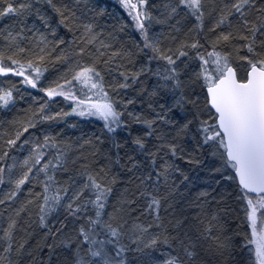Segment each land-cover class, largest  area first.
I'll use <instances>...</instances> for the list:
<instances>
[{
  "label": "snow or ice",
  "instance_id": "6c2138e0",
  "mask_svg": "<svg viewBox=\"0 0 264 264\" xmlns=\"http://www.w3.org/2000/svg\"><path fill=\"white\" fill-rule=\"evenodd\" d=\"M46 2L61 17V25L68 27L70 20L77 18L71 8H58L53 4V0ZM119 3L129 10L130 15L134 13L132 18L135 28L143 40L141 51L147 49L152 53L148 56V62L163 61L164 66L158 65L154 71L147 66H142L138 71H128L124 64L118 61L127 59L131 63V53L112 49L111 44L98 40L99 33L94 31L92 24L86 25L84 33L72 43L78 45L75 56L86 57L90 62L77 59L68 69L71 73L70 79L40 89L49 100L59 96L64 100L73 101L75 106L71 112L48 115L45 114L48 107V102L45 101L22 126V130L16 131L14 138L5 141L7 147L0 151V184L5 183V173H12L15 167V157L10 155L9 150L15 149L21 137L29 132V129L35 128L37 123L55 121L57 118L63 119L75 114L80 117H97L104 122V129L108 133H115L118 128L127 126L122 119L124 113L117 110V101L104 90V76L99 65L104 66L105 72H116L122 77L123 82H117L113 91L132 88L133 85L141 83L140 77L144 75L157 77V84L149 95L163 90L175 96L179 91L181 94L176 98V105L182 109L191 105L194 110L193 118L186 120L169 142L163 134L156 135L154 128L157 120L171 122L166 119L163 106L154 119L128 113L136 124H141L146 129L142 135L132 139L131 143L136 146L134 150H139L149 158L153 168L147 174H133V179L138 181L136 190L129 192L126 189L118 204L112 206V211H108L109 197L113 192L112 185L116 183V177L111 176L109 166L103 165L96 171L90 170V165L79 164L81 157L69 156L71 145L49 135H45L42 142H31L30 154L21 163L23 170L15 179L8 181L13 185V189L0 199V204L16 198L26 184H39L42 191L33 192L29 189V195L33 199L27 200L16 215L19 216L27 206L35 204L38 209L39 227L48 228L49 231L45 235L53 236L64 231L70 218L74 225V235L62 244L71 252V264H130L128 254L143 253L145 249L161 252L164 257L162 264H203L202 253L214 258L216 264H242L245 252L254 255V264H264V0H222V7L218 11L219 18L208 29L210 33L215 34L208 42L212 50L205 52L199 51L205 45L198 39H193L191 43L181 42L175 52L172 49L161 50L158 42L149 35L148 26L153 17L146 9L148 0H119ZM206 3L207 0H177L170 8L168 18H172L182 8L188 16L199 22L195 25L199 28L205 16ZM32 10L33 0H0V18L18 17L23 22ZM216 11V8H212L209 15ZM250 13L256 14L254 20L249 19ZM39 18L44 20L43 17ZM44 26L48 27L46 22ZM225 26L229 30H222ZM52 31L55 34V30ZM22 32L23 29L15 34L11 31L6 35L0 33L6 46V50L0 49V76L11 74L22 77L21 83L36 89L37 82L46 70L41 67L46 59L52 65L71 63V59L60 48V45L65 43L63 39L48 41L41 33L38 43L42 46L39 52L32 53L31 59L22 60L20 57L23 54L31 53V49L18 42L26 38ZM235 41L244 43L234 44ZM228 45L234 47L236 58L247 65L245 80L238 78L231 60L232 52L218 50ZM58 49L60 54L53 57L52 53ZM189 49L196 50L194 58L200 62L199 71L194 73V77L206 88L205 110L210 113L208 119H201L198 99L183 94L184 82L180 78L179 63L182 62L181 58L189 56ZM241 52L245 54L241 55ZM5 60L9 64H5ZM76 85L80 86L79 96L73 91ZM83 89L88 91L84 92ZM94 96L99 98L94 99ZM12 101L13 90L0 88V107H7ZM132 103L129 99L123 107L127 108V105ZM194 122L197 123V130L201 135L198 146L218 143L224 150L226 166L234 170V179L238 180L241 192L238 199L246 202V220L250 229V235L239 245L233 243L232 237L224 234V226L215 213L206 221L197 218L195 225L187 224L179 218L164 223L160 215L162 202L166 199L159 195L161 180L165 187H170L168 178L171 172L179 171L164 156L183 158L179 156L183 149L175 141L182 134H186ZM154 135L160 143L156 146V151H149L145 138ZM29 143L30 141L25 139L20 147ZM116 147L121 145L117 144ZM161 151L164 156L158 155ZM6 159L13 160V163H5ZM128 159L132 161L131 157ZM138 167L139 163L131 162L128 171L133 172ZM138 201H143L142 210L133 207ZM61 209L64 219L59 221L60 227L52 232L47 223L48 217L58 214ZM137 211H140V215L151 216V222L146 226L133 222L129 226V218L139 220V216L133 217V213ZM17 227L18 222L13 219L6 228H0V252L31 256L32 253L27 252L25 247L27 240L16 243ZM152 228L159 231L150 232ZM169 228L172 231H169ZM47 247L52 249L53 245ZM5 260L8 264H18L9 255L0 256V264Z\"/></svg>",
  "mask_w": 264,
  "mask_h": 264
},
{
  "label": "trees",
  "instance_id": "16d2710c",
  "mask_svg": "<svg viewBox=\"0 0 264 264\" xmlns=\"http://www.w3.org/2000/svg\"><path fill=\"white\" fill-rule=\"evenodd\" d=\"M176 3L177 0H148L146 9L153 17V21L148 26L149 35L158 42L163 51L172 49L175 52L181 42L191 43L193 39H198L205 45L199 51H211L208 42L215 34L210 33L208 29L219 18L218 11L222 7V0H215L214 3L212 0H207L205 16L199 28L195 27L199 22L194 17L188 16L182 8L172 18H168L170 8ZM53 4L62 9L71 8L75 11L77 18L70 20L68 27L61 25V17L53 7L47 4L46 0H33V10L23 22L18 17L0 18V33L4 35L8 31L15 34L23 29L22 35L26 38L18 42L23 47L31 49V53L23 54L20 57L22 60L31 59L33 58L32 53L39 52V48L42 46L38 43L41 33L48 41L55 42L63 39L65 43L60 45V48L71 59V63L56 65L48 63L46 59L41 65L42 69L46 68V70L37 82L36 89L21 83L22 77L11 74L0 76V88L13 90V101L7 107H0V151L7 147L5 141L14 138L16 131L22 130V126L45 101L48 102L45 114L55 115L60 112L72 111L73 102L71 100H64L63 97L59 96L49 100L40 89H46L54 86L57 82L63 83L64 79H70L71 73L68 72V69L73 66L77 59L82 62H90L87 61L86 57L75 56L74 53L78 45L72 43L84 33L86 25L92 24L94 31L99 33L98 40L111 44L112 49L131 53V63L127 59L118 61L124 64L128 71H138L142 66H147L154 71L158 65L164 66L163 61L148 62V56L152 53L147 49L141 51L143 40L135 28V21L132 18L134 14L130 15L129 10L125 9L119 0H53ZM166 5L168 7H165ZM212 8H216L217 11L209 15ZM255 16V13H250L249 19L254 20ZM39 17H43L44 20L42 21ZM156 21L165 22L157 23ZM45 22L48 27L44 26ZM53 29L55 34H53ZM189 29H193V31L190 32ZM222 30L227 31L229 29L225 26ZM242 43L244 42H234V44ZM0 49L6 50L3 36H0ZM92 50L95 49L92 48ZM218 50L232 52L233 67L237 70L238 78L244 80L247 65L236 58L234 47L228 45ZM188 51L189 56L181 58L182 62L179 63L180 78L184 82L183 94L186 97L197 98L201 119H208L210 113L205 110V88L194 77V73L199 71L200 62L194 58L196 50L189 49ZM59 54L60 50L58 49L52 53V56ZM243 54L245 53L241 52V55ZM4 63L9 64L7 60ZM98 67L104 76V90L113 100L117 101V110L124 113L122 119L127 126L118 128L115 133H108L104 129L102 120L94 117H80L75 114L65 116L63 119L57 118L55 121L37 123L35 128L29 129V132L21 137L15 149L9 150L10 155L15 156L17 160L12 173H5V183L0 184V199H3L13 189V185L8 181L15 179L23 170L21 163L30 154L31 142L35 140L42 142L43 137L49 135L71 145L69 156L81 157L79 164L90 165V170L96 171L103 165L109 166L111 176L116 177V183L112 185L113 192L109 197L108 211H112V206L118 204L126 189L129 192L136 190L135 185L138 181L133 179V174L135 173L136 176L147 174L153 168L149 158L141 154L139 150H134L136 146L131 143L132 139L142 135L146 129L143 125L136 124L128 113H136L145 119H154L157 113L161 112V106H163L164 115L171 122L164 123L157 120L154 128L156 135L163 134L169 142L176 136L177 129L186 120L193 118L192 111L194 110L191 109V105H186L183 109L176 105V98L181 94L179 91L175 96L163 90L158 91L155 95H149L157 84V77L144 75L140 77L141 83L133 85L132 88L113 91L117 82H123L122 77L116 72L111 74L105 72L103 65ZM28 71L31 72V70ZM73 91L79 96L80 86L76 85ZM83 91L87 92L88 90L83 89ZM93 98L98 99L99 97L94 96ZM129 99L133 103L124 108L123 104ZM197 129L198 125L194 122L186 134H182L175 141L183 149V152L179 154L183 158L164 156L163 151L158 154L164 156L165 159L173 163L175 168L179 169V171L171 172L168 178L170 187H165L163 180H161L159 195L166 197V199L162 202L160 215L164 223L179 218L185 220L187 224L195 225L197 218L206 221L215 213L224 226V234L232 237L233 243L239 245L244 242L246 236L250 235L244 200L238 199L241 195L240 188L234 179L233 169L226 166L224 150L219 147L218 143L198 146L201 135ZM25 139H28L30 143L20 147ZM145 140L147 149L156 151V146L160 143L156 140V136L146 137ZM85 141H91V143H85ZM117 144L121 147L117 148ZM128 157H131L132 161H129ZM118 159L119 163H117ZM109 161H111L110 164ZM12 162L11 159L5 161L7 164ZM131 162L139 163V167L133 172L128 171ZM153 179L155 180V176ZM29 189L33 192L42 191L39 184H26L16 198L10 201L5 200L4 204H0V228H6L8 223L15 219L18 222L15 233L16 243H23L27 240L25 247L27 252H31L32 255L24 254L21 256L0 252V256L9 255L18 264H71V252L62 244L74 235V225L70 218L64 231L53 236L45 235L49 231L48 228L39 227L38 209L35 204L27 206L19 216L16 215L27 200L33 199L29 195ZM133 207L142 210L143 201H138L137 205H133ZM135 216H139V220L134 221L129 218V226L133 222L146 226L152 220L151 216L140 215V211L133 213V217ZM63 219L64 212L62 209L58 210V214H51L48 217L47 223L52 232L60 227L59 221ZM157 231L159 230L156 228L150 229V232ZM169 231L172 230L169 228ZM47 245H53V248L49 249ZM33 256L35 257L34 261ZM128 257L130 264H162L164 259L161 252L151 249H145L143 253H129ZM201 258L203 264H216L215 259L211 256L202 253ZM3 264H8V261H3ZM242 264H250L247 252L244 253Z\"/></svg>",
  "mask_w": 264,
  "mask_h": 264
},
{
  "label": "rangeland",
  "instance_id": "374dc122",
  "mask_svg": "<svg viewBox=\"0 0 264 264\" xmlns=\"http://www.w3.org/2000/svg\"><path fill=\"white\" fill-rule=\"evenodd\" d=\"M133 2H136V0H133ZM134 14V13H133ZM73 102V101H72ZM75 106V104H74V102H73V107ZM94 118H97V117H94ZM98 119V118H97ZM15 157V156H14ZM17 159H16V157H15V161H16ZM13 161V160H12ZM13 163V162H12ZM11 163V164H12ZM244 202V209L246 208V202L245 201H243ZM248 254V253H247ZM248 256H249V263L250 264H254V255H249L248 254Z\"/></svg>",
  "mask_w": 264,
  "mask_h": 264
},
{
  "label": "water",
  "instance_id": "95a60500",
  "mask_svg": "<svg viewBox=\"0 0 264 264\" xmlns=\"http://www.w3.org/2000/svg\"><path fill=\"white\" fill-rule=\"evenodd\" d=\"M245 79H246V77H245ZM244 79V80H245ZM205 95L207 96V91H206V88H205ZM213 112H214V110H213ZM225 158H226V156H225ZM233 172V176L235 177V172H234V170L232 171ZM236 180V182H237V185L239 186V184H238V180L237 179H235ZM250 195H255V194H250Z\"/></svg>",
  "mask_w": 264,
  "mask_h": 264
}]
</instances>
